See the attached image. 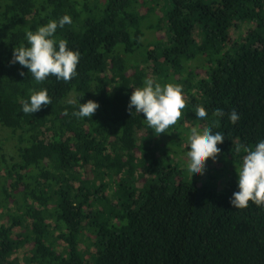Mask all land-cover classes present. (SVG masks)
Masks as SVG:
<instances>
[{"label": "trees", "instance_id": "trees-1", "mask_svg": "<svg viewBox=\"0 0 264 264\" xmlns=\"http://www.w3.org/2000/svg\"><path fill=\"white\" fill-rule=\"evenodd\" d=\"M66 14L72 23L56 36L80 52L78 75L37 83L10 63L13 50L28 46L27 31ZM150 16L159 20L148 28L165 35L152 50L142 27ZM239 28L245 37L234 39ZM141 56L154 60L158 78L170 72L183 85L187 105L205 107L207 119H190L224 133L217 147L227 159L235 143L264 140V0H0V264H20L15 254L27 244L22 264H264V207L234 208L238 182L160 171L166 157L141 136L150 128L143 114L127 110L149 78L133 65ZM198 59L205 76L187 64ZM44 88L52 104L23 114L22 102ZM88 100L100 105L92 118L72 115ZM4 130L16 142L10 159Z\"/></svg>", "mask_w": 264, "mask_h": 264}, {"label": "clouds", "instance_id": "clouds-1", "mask_svg": "<svg viewBox=\"0 0 264 264\" xmlns=\"http://www.w3.org/2000/svg\"><path fill=\"white\" fill-rule=\"evenodd\" d=\"M72 23L70 15H64L59 19L49 20L47 24L38 27L33 32H26L27 45L21 43L15 47L12 53L11 64L19 63L27 68L37 83H42L49 76H55L58 80L70 82L76 75L81 54L78 50L68 47V41L56 36L58 28H63ZM24 76L25 73H19ZM183 85L161 84L152 78H146L142 87L134 88L130 96L128 111L143 114L148 126L154 129L157 136L168 133V129L177 123L182 116V110L187 107ZM70 104H76L75 99L69 100ZM52 104L47 88L33 90L30 100L22 102V111L25 115H32L41 110L42 106ZM79 110L72 113L78 118L91 117L100 107L98 102L88 100L81 104ZM195 114L200 119H207L208 112L203 106H197ZM216 117L225 116L223 109H215ZM233 124L239 120V114L233 109L228 114ZM189 147L187 152L188 171L191 178L194 174L203 175L206 171V162L211 158L216 162L221 154L217 147L225 140L224 133L213 132L211 127L202 130L197 127L191 128L189 135ZM234 151L239 154L245 153L241 165H236L238 174L239 191L233 193L229 203L236 209L249 207L251 201L257 207H264V140L255 144L254 148L243 143H235ZM233 149V148H232ZM231 149V151H232Z\"/></svg>", "mask_w": 264, "mask_h": 264}, {"label": "rangeland", "instance_id": "rangeland-1", "mask_svg": "<svg viewBox=\"0 0 264 264\" xmlns=\"http://www.w3.org/2000/svg\"><path fill=\"white\" fill-rule=\"evenodd\" d=\"M145 0H140L141 3H143ZM162 0H159V2H161ZM161 5H163L162 3L158 4V15L163 18L164 16V12L165 11V5L163 6V11L160 10ZM145 10H147V8L145 6L141 7L140 11L144 12ZM157 17L154 18V16H150L148 20L145 21V23L143 24V30H145V43L150 45L149 49L152 50L154 48L153 45V41L155 40V38H158L159 40H161L160 38L165 39V35H164V31H158L156 32L154 29H149L148 25L150 22H154V24H156L158 22L159 19H156ZM246 34V30L243 28H239L236 30L232 31V37L234 39H238L240 37H245ZM145 57L141 56V58L138 59V61L133 60V65L134 67L136 65H140L142 68L146 69L148 77L152 78L153 80L157 81L163 84H167V83H173L172 80V74L169 73H165V74H161V78H158L155 74H154V66H155V62L154 60H144ZM201 61L198 60H191V61H187V64L191 65V67L196 68L197 73H199L201 76H205L204 71H202V69L198 66V64ZM202 63V62H201ZM132 73V72H131ZM168 76V77H166ZM160 79V80H159ZM174 84V83H173ZM186 100V104L188 102V96L186 95L185 97ZM191 116H196L195 114V110L193 108H191L189 105H187V107L185 109L182 110V116L180 117V119L177 121L176 124L172 125L167 131L168 133H162L159 136L156 135L154 129L149 128V130L144 131L141 136H148L149 139H151L152 142V146L156 145V147L159 145V151H158V155L161 156H165V160L164 163L160 166V171H162V169L165 171H169L170 167H175L176 170L171 171L174 179L179 177H185V175L192 179V180H196L199 184H204L207 181H209L210 176H214L215 178V182L219 187H223L227 182H231V181H236L238 182V174L236 172V165H241L243 162V157L241 156V153L239 154H234L233 155V159H227L225 154H220L217 157L216 162H213V160L210 158L207 162H206V171L203 175L200 174H194L193 177L191 178V174L188 171L187 165H188V158H187V152L190 150L189 147V135H190V131L191 128L193 127H197L198 129H203V126L200 124H197L196 121H191L192 119H190ZM145 120V118L143 119ZM146 121V120H145ZM2 138L5 139V146H4V150L3 152L7 155V158L10 159L11 156H16V152H15V141L13 140V138H10V136H8V132L7 130H4L2 133ZM229 163L228 166L226 167L225 164ZM170 172V171H169ZM143 174L144 176L141 177L136 174L137 177V186H140L144 183L145 178H147V176H149L148 174H145L144 169L140 170V174ZM216 175V176H215ZM88 177L92 180L94 178L93 174L89 173ZM108 183H109V187L106 190V195L109 198H112L114 196V192L117 191L116 190V183L114 181H112L110 178L105 179ZM100 181V180H99ZM18 228L15 229L16 232H18ZM90 237L91 238V232L88 229H85L84 231V236L81 237L82 239V244H81V249L82 250H87L88 246H87V242L85 241V237ZM15 237V236H14ZM30 250V245L27 244L25 247L21 248L20 250H18L15 254V257H17L19 259V263L22 264L24 263V256L28 254ZM89 250V249H88ZM91 251H94V248L90 249ZM14 257V256H13Z\"/></svg>", "mask_w": 264, "mask_h": 264}]
</instances>
